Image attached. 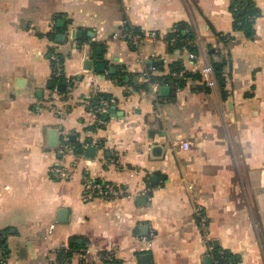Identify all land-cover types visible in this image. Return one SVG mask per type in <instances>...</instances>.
Wrapping results in <instances>:
<instances>
[{"label": "crops", "instance_id": "0c3cea01", "mask_svg": "<svg viewBox=\"0 0 264 264\" xmlns=\"http://www.w3.org/2000/svg\"><path fill=\"white\" fill-rule=\"evenodd\" d=\"M231 1L0 0L3 264H102L106 252L115 264H209V244L264 264V0H246L256 12L247 29L234 26ZM178 22L196 52L171 47ZM158 62L191 75L162 84L166 95L156 82L135 90ZM213 63L221 79L208 86L200 70ZM100 95L114 109L96 126L87 104ZM57 97L61 115L46 106ZM86 180L114 184L117 196L86 198Z\"/></svg>", "mask_w": 264, "mask_h": 264}, {"label": "built area", "instance_id": "2783aa9c", "mask_svg": "<svg viewBox=\"0 0 264 264\" xmlns=\"http://www.w3.org/2000/svg\"><path fill=\"white\" fill-rule=\"evenodd\" d=\"M129 39L132 45H137L138 40H139V35L135 34L134 32L129 34ZM50 58L53 63V72L56 77H60L62 75V70H61V62L60 59L54 54H50ZM155 70L154 67H149L144 73H143V81L148 82L152 84L151 82V74L152 71ZM214 74L215 71L213 69V66L211 64H206L204 65L201 70H200V76L201 79L208 85V86H213L215 84V79H214ZM60 98V99H59ZM61 97L57 98H51L49 102L47 103V107H50L52 110H54L58 114H63L64 111L67 109L65 107V104H63V100L61 101ZM112 103V100L100 95V96H95L90 100V102L87 104L89 110L92 112L94 115V121L96 126L100 125L103 122V116L108 114L109 107ZM96 147L99 146L98 142H92ZM88 143L83 144V147H86ZM65 149L67 152L72 151L73 148L70 146L68 143H65L62 147ZM78 156V155H76ZM75 159H77L75 157ZM54 171L57 173V175L60 178H68L70 176L69 170L64 167H56L54 168ZM84 189H85V196L86 198H93V197H99L103 199H111L113 197L117 196L118 190L116 186L110 182L107 181H100V180H86L84 182ZM196 213L198 215V220L200 221V224L204 226L205 223V218L202 215L201 209L198 207L196 209ZM7 238H8V233H4L0 235V264L4 263L5 259V254L3 253L4 247L7 248ZM3 240V242H2ZM208 255L211 257L213 264H221V261H226L227 264H230V260L227 259L226 255L221 252V251H215V248L209 244L208 245ZM100 261L102 264H115L112 259L111 255L106 252L104 253L101 257H99Z\"/></svg>", "mask_w": 264, "mask_h": 264}, {"label": "trees", "instance_id": "16d2710c", "mask_svg": "<svg viewBox=\"0 0 264 264\" xmlns=\"http://www.w3.org/2000/svg\"><path fill=\"white\" fill-rule=\"evenodd\" d=\"M247 6L249 7L247 8ZM240 7H244V11L240 12L239 11ZM230 10L234 16V26L236 28H244V29L246 28L247 29L251 26L252 24V21L250 19L251 15L256 14V12H254L253 7L251 6V2H248L246 0H232L230 3ZM136 33H139V31H137ZM193 35L194 34L188 25L180 23V22L176 23L169 36L170 42L172 43L171 47L173 48L185 47L191 52H196V45L193 44V42L191 41L193 39ZM220 37H222V39L223 37L226 38L224 34L220 35ZM52 63H54V61ZM212 66H213L214 71L218 75V77H220L221 79L222 63H213ZM154 69L164 72L160 75L151 74L150 76L151 77L150 81L156 82L159 85L172 84L173 82H175L176 85H181L184 81V78L182 77H187L191 75L189 73L184 72L182 77L175 76V75H178V71L180 69L178 62L168 64V70H165L162 62H158L154 66ZM195 74L196 73H194L193 75ZM148 84H149L148 82H141V83L134 82V88L135 90L147 89ZM4 233H7V231L0 230V235ZM215 251L223 252L226 255L227 259L230 260V264H237L236 257L230 251L225 250V249H220V248H215ZM6 252H7V248L4 247L3 253L6 254ZM211 264H213V262H211ZM221 264H227V263L226 261H221Z\"/></svg>", "mask_w": 264, "mask_h": 264}, {"label": "water", "instance_id": "95a60500", "mask_svg": "<svg viewBox=\"0 0 264 264\" xmlns=\"http://www.w3.org/2000/svg\"><path fill=\"white\" fill-rule=\"evenodd\" d=\"M239 11L242 12L243 10L240 9ZM96 52L98 54H100L101 48L100 47H96ZM87 68H88V66H87ZM96 69L98 71H103L104 70V64L102 62L97 63L96 64ZM108 72L109 73H114L115 72V68H109L108 69ZM16 86L19 87V88H22L24 86V79L23 78H17L16 79ZM49 86H51V87L54 86V83L53 82H50L49 83ZM63 86H64L63 83H59V84H57L56 87L58 89H63ZM149 88H150V86H149ZM168 89H169L168 86L161 85V86H159V93L161 95H166L168 93ZM113 109H114V106H112L110 108V110L108 111V114L109 113H112L113 112ZM105 116H107V114ZM48 144L50 146H52V147H56L58 145V132L56 130H54V129H51L48 132ZM161 147L162 146H160V145L153 144L151 148H152V150L159 151L161 149ZM94 149H95L94 147L87 148V150H88V153L87 154L90 155V156H92L93 155V152L95 151ZM138 198L140 200L144 201V199H146V196L145 195H140V196H138ZM65 212H66V210H61L60 211V213H61L60 214V218L61 219H65ZM206 261H207V263L210 264L211 263V257H207L206 258Z\"/></svg>", "mask_w": 264, "mask_h": 264}]
</instances>
